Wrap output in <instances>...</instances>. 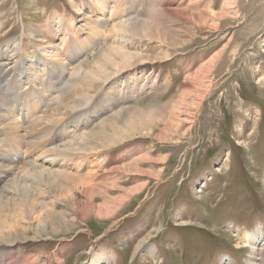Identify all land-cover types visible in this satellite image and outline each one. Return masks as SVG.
I'll return each instance as SVG.
<instances>
[{
	"label": "rangeland",
	"instance_id": "1",
	"mask_svg": "<svg viewBox=\"0 0 264 264\" xmlns=\"http://www.w3.org/2000/svg\"><path fill=\"white\" fill-rule=\"evenodd\" d=\"M92 1L0 0V46L58 43L48 24L56 16L77 47L93 44L85 67L114 47L131 52L101 64L108 77L90 90L96 110L147 85L122 115L104 112L85 141L60 148L68 174L41 188L51 210L39 221L24 209L23 226H9L23 234L8 231L0 246L29 264H264V0H101L112 11ZM121 18L130 26L115 32ZM8 144L13 158L47 173L46 154ZM18 170L0 186L22 185L31 170ZM16 212L0 209V220ZM255 232V245L243 241Z\"/></svg>",
	"mask_w": 264,
	"mask_h": 264
},
{
	"label": "bare ground",
	"instance_id": "2",
	"mask_svg": "<svg viewBox=\"0 0 264 264\" xmlns=\"http://www.w3.org/2000/svg\"><path fill=\"white\" fill-rule=\"evenodd\" d=\"M92 2L98 5L100 10L102 11H106V10L108 11L110 9L108 4L105 3L104 1L93 0ZM112 9L113 8H111L110 10L112 11ZM56 18L58 17L53 16L52 18L53 20L48 22V24L50 26V30H52L53 33H59L60 35H62L61 38H58L59 41L58 43L57 42L56 44H54V42L52 43L48 42V44H45V42L40 44L37 43L38 45L33 47V49H28L27 47H21L22 43H20L18 40L10 39L3 42V44H1L0 46V142L2 143V141H4V138L6 139V142L7 141L12 143L14 142V148H16L17 150L18 148H26L27 150H29V148L30 147L32 148L33 146L34 148L40 150L41 153L46 154L43 158L48 159L47 161H45L46 162L45 164L49 166L48 168H46L47 173L41 172L42 170L38 172L36 170L37 165L35 161H33L32 163L30 161L31 163L30 164L27 163L29 160L27 162L26 160L23 161L19 156L18 158L16 157L13 158V156L11 155L12 153L10 151V149L13 150V148H9L8 142L5 143V145H2V147L8 148L9 150L5 149L4 152L2 149H0V176L3 175L5 177L6 173L8 172L12 173L18 169L22 170V169H27L28 167L29 170H31L30 171L31 173L30 175L23 176L22 181H20L22 182V185H19L18 187L15 185L16 183L15 184L13 183L11 185H8L9 184L8 183L7 186L4 187L0 186V209L11 206V209L13 211L14 210L17 211L16 212L17 220L10 222L9 224H5L3 221L0 220V241L10 238L8 231L11 230L13 231L12 233L20 232V235L21 233L23 234V232H21L16 226L13 228H10L9 226L10 224L23 226L22 223H24L23 220L25 219L24 217L26 216L25 210H27L28 213L37 211L39 221H41L44 218V215L47 213V211L51 210L49 207L50 202L49 200H46L48 195L46 197H43V195H45L44 193L47 190L41 188L42 186H44L43 188H46L45 184L46 181L48 180V177L50 179L52 178V180L54 178L56 180L57 179L59 180L64 174L67 173V171H64L65 169H63L62 167L65 158L68 157L66 156L65 151H62L61 149L62 148L64 149L66 145L71 144L70 143L71 140L79 141V142L85 141L89 134L85 131V129L91 123H93L97 118H99L104 112H109V110L112 111L114 109L112 112L113 116L120 115L123 112V108L125 107V105L126 104L128 105L129 103L128 100L130 99V95L137 94L139 90H141L144 87L147 88L146 87L147 85H142L141 83L139 85L138 83H136L135 85L137 89L134 90L133 88L131 91H129L128 97L127 95H125L124 97L117 96V98L114 99L115 102L112 105L110 104L111 106L106 107L102 111L96 110L94 105V96L91 94L90 90L94 85L93 82H96L97 80H101V79H104L105 81L107 80L108 77V74H104V70L101 64L102 63L104 64L105 61L110 62L111 60L113 62V65H117L118 62H116L115 60L116 57L115 54H120L122 57L121 59L124 58L123 60H125V57H127L126 59H128V56L129 54H131V52L129 51L130 53H128L127 49L126 51H123L122 46L116 49L114 47L112 48L111 51L109 50L103 52L104 56H102L101 63H97V65H92L90 67H85L83 65V60L86 58L85 57L86 52H89L90 49H92L93 44L77 47L75 45L76 41L71 37L73 32L71 28H69L68 26L69 24L67 22L62 23L63 20L61 19V17H59L58 19ZM121 19L119 20V22L121 23L120 25L117 26V23L116 25L115 24L113 25V29L115 30V32L118 29L119 31H121V28L127 31L128 25L130 26V23L128 25L126 24L128 23L125 20L126 18L122 20ZM140 22H142L141 19ZM141 28L142 27H140V29ZM28 29H31V27H28ZM31 31L33 33L31 32L29 33V35L34 36L35 35L34 31L33 30ZM92 33L95 34V32ZM121 33L123 32L121 31ZM23 34L26 35L25 32H23ZM112 43L111 45H113ZM121 45H122V41H121ZM104 48H107V46ZM125 52L128 53L127 56ZM82 55H84L83 59L80 58ZM67 57L69 59H67ZM79 59L80 62L78 64L73 65L71 63V62H76ZM5 61H8V63H6ZM59 80H61L60 83H57ZM64 82L65 84L67 83V85L65 86L66 89H64L61 86V84H63ZM89 82L93 84L91 85ZM78 84H83L86 86V88H82L83 85L82 86L79 85L77 87ZM69 88H71L72 90L71 91L72 95L67 96L66 94L69 93V91H67ZM48 102L49 103L51 102V105H49ZM123 114H125V112ZM110 117H108V119ZM122 122H118V123L122 124ZM129 123L132 124V122ZM26 124H28V126ZM21 128L23 130V133L21 132ZM109 128L110 127H108L107 130ZM97 131L96 134L99 133V132L97 133ZM116 132L120 133L121 131L116 130ZM9 135L12 137L13 141L9 137ZM92 135L91 137H93ZM25 139H27L26 145H25ZM42 143L46 145V148H42V146H44L42 145ZM59 143L63 144V146L61 145L60 147ZM77 144L76 146H78ZM16 149L14 150L15 152H17ZM30 151L32 152V149ZM30 151L28 152L30 153ZM32 188L38 194L40 192L39 191L40 189L41 192L43 191L42 194L40 193L38 199L31 200V196L33 194H36L34 193V191L32 194ZM255 234L256 232L245 234L243 237V241L248 243L249 245L252 246L255 245L257 243V237ZM147 250L148 252H150L149 248H147ZM16 254L11 250V248L0 246V255L5 256L0 259V264H29L28 263L29 258L26 261H24L23 257H21V259L17 261V258L15 259ZM105 259L106 260H104L102 264H110L111 260L109 258H105ZM99 263H101V261L98 258L95 260L93 264H99Z\"/></svg>",
	"mask_w": 264,
	"mask_h": 264
}]
</instances>
